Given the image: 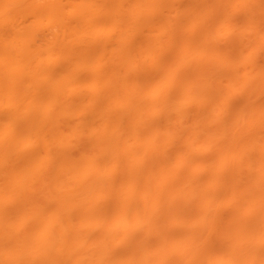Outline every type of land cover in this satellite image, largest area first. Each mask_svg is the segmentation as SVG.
<instances>
[{
	"label": "rangeland",
	"instance_id": "1",
	"mask_svg": "<svg viewBox=\"0 0 264 264\" xmlns=\"http://www.w3.org/2000/svg\"><path fill=\"white\" fill-rule=\"evenodd\" d=\"M151 1L152 0H110V3L108 1L110 6L107 3V7L104 8L101 5L102 1H99V0H77V1L76 0H13V1L10 0V2L7 0H0V4H1L0 5V10H1L0 14L3 15V16L1 15V18H3V25H4V26L1 25L2 19L0 18V21H1L0 22V25H1V28H0V70H1L0 73H1V75H0V78H8L7 82L10 80L11 81L10 83H12V85H14L12 87V85H10L8 83V86L10 85V87L6 86V88H5V86H4L3 87L4 88L3 93H6V94H4L3 97L0 96L1 103L3 102V104H1V103L0 104L3 105L5 108L6 105H4V104L9 105L8 101L10 100V102H11L9 105L10 107H7L10 109L9 110L7 108L6 109L8 111L14 110L12 115H11V112H10L9 116L6 115L5 114V113H7L6 111H5V113L2 112L6 116H4L2 114H1L2 116L0 115V123H1L0 124V128H1L0 129V135H1L0 137H4V135L6 136L7 133H5V132L7 130H5V129H8L10 127L9 129H11L12 133L16 134V136H17L16 137L17 143L14 142L15 140H13L12 142H14L15 144H12V146H11V143L8 142L7 143L8 147L7 146H5V147H7V149H9V148H11V147L13 148L15 146L14 148H16V149H14V153L11 152V154H13L14 156H18V157H20V159H22V160H20L17 157H15L16 158L15 159L14 156L9 155L10 157H13L12 159H15V160L13 161L11 159L12 161L9 160L7 162H1L2 166L0 164V169H1L0 171L2 172V170L7 166L10 169L5 170V171L10 172L9 170H11V172H13V171H16L18 173L21 172V174L24 172L26 174L25 177H23L25 174L24 175L22 174V176H21V174L18 175V176H21L19 178H22V177L24 178L21 180L22 182L19 181L22 184V185L19 184V187L21 188V190H23L22 187L25 185L24 183H26V180L29 181L28 183H30L31 181L34 182V183L31 182L28 186L30 187V185H31V188H32L33 187L32 184L33 185L35 184V186H37V187L34 186L32 189H34V191H35V188H36L37 189L36 193L33 192L32 190H31L32 192H30L29 187H28L29 189H25L24 187L26 185L23 187L24 190L21 191L18 188V185L16 186V184H15L16 188L20 190V193H19V191H17V192L21 195L23 193V195L21 197H23L25 194H27V193L24 194V191L28 190V193H31V196L26 195L27 198L31 197L32 201L35 200V202H38L36 200H38V199L40 200L42 198V196H43V198H45L44 195L47 196V198L50 195L53 196V194H55L53 192H55L54 190H55V186H56V188L58 189L56 191H60V193H58V194L56 193L53 196L54 200H55V196L59 198V195L62 194L60 196V199L62 197L61 201L64 200L63 205L64 206L66 205L65 206L66 208L63 207V208H65V211H62V224L59 223V221H58V224H61L62 227H64V228H61V226L59 228V227H56L58 225H56V226L54 225L56 228L52 226L49 229H47V227L45 228L44 226L40 225V224L43 225V223L45 225V222H46V220L44 221V219H43V215H44L45 219H47L48 217L51 218V216L54 217V215H55L54 213L56 210L55 209L56 206L53 205L54 206L53 207L49 201H48L49 203L48 202H45V203L48 204L47 206H49V207L51 206L55 209V210L52 209L53 214L50 212L46 215V212H44L43 209L46 208L47 206H46V204L44 205L43 202H42L43 204L40 201L38 202V204L34 202L36 204L35 207L31 206V207H33L32 208L33 210L41 209V208H39V206H41V204L43 206H46V207L41 209V213L43 212V214H41V216L39 214L40 211L39 212L37 211L38 213H35V214H39V216H38L39 218L34 216L36 218V221L34 219L35 223L33 220L32 221L30 220L31 222H29L28 220L25 221L24 219H22L23 222L20 221V223H19V221H18L19 216H20V220H21V218H23V216L21 217L22 214L17 215V219L15 218L17 220L15 222H17V223L13 222L12 224H14V223L17 224V227L19 226L18 228H20V225H23V227H30L29 229L26 228V229H28V231H27V233H24L26 231V229L25 228L23 229L21 226L20 229L24 230V232H23L24 234L22 236H20L22 233L21 232L22 230H17V232L20 231V234L18 233L19 235L15 238L14 234H15L16 230H13V229L16 228V226L13 227V225L11 223H8L9 225L7 224L8 219H10L8 216L5 219L7 221H5V222L2 221V223L4 222L5 225L6 224L8 225L7 227L5 226L6 228H9V226L11 224L12 225L11 227H13V229L10 227L9 231L5 230L7 234L5 233L6 235H3V233L5 231L3 233H1V232L3 229H6V228L4 227V223H3L4 228L1 226V221H0V226L2 227V229H0V231H1L0 233L3 235L2 237L6 238L4 236H7V238H9V237L11 238V240L7 241V243H4V244H3V242H6L7 238H6V240L0 239V242L2 241V244L0 243L1 244L0 246L4 250V252L0 250V252H1L0 256H2L1 257L2 261H0V263L2 262L1 264H3V261H5L4 258L6 256L8 257V255H9L8 258L10 259V257H11V259H12V260H10V261H12L10 264H12V263L13 264H47L48 259L43 258V255L45 253L44 248H46V247H44L45 242L48 240V242L51 243L52 247L53 246L55 248L57 247L56 249L54 247L53 248L55 249V253L58 254V251H56V250H58V246H59V248H61L60 242H59L60 239H58V238H60V236H58V234L61 235V238L63 237L62 238V252L64 254H62V259L59 257L60 259L56 261L55 258H57V257H55V253H53L50 256L51 260L53 261L52 264H55V263L56 264H58V263L59 264H140V263L141 264H264V49H262L260 47L261 44L259 43V42H264V21L261 22L259 19H256L255 21H251V23L249 21H242V22H239L237 24V25H239L238 26L239 29H244L245 27L255 29L257 27L256 33L258 36L257 37L258 43H256L255 46H253L254 48L251 46V47H249L250 50L246 49L247 51H245L244 46H241L242 48L244 47V49L238 48L239 50L238 49L233 50L230 48L218 50L213 45H211L209 48H204L203 46L198 44V45H193L189 48H186L185 44L183 42H176L174 44V47L176 49L181 50V55L179 58L180 64H177L175 66L170 67L168 70L169 72H176L179 70L186 69L191 62H195L199 59H207V60L220 62L222 64H231L234 69L243 70V71H241L243 73V75L239 78H226L225 76L216 74V75H208V76H205L202 78L188 79L186 82H183V84L181 82L182 78H171V81L167 80L164 82H160L159 86H155L154 80L156 79V77L153 74H151L152 76H148V77L143 76L142 78H116V77L108 76V75L107 76L104 75V76L96 77V78H94V77H92V78L85 77L84 78L82 76L80 78L78 77V72L80 73L81 67L78 63L79 57H78V51H77V45H76L77 40H78V36H79L78 33L80 32V26H79L80 24H78L79 23V21H78L79 15L77 12H79V10H81V6L83 7V5H84V7L85 6L86 7L89 6L90 8L93 7L92 8L93 10L91 12H97L101 15H110L109 21H107V22L101 21L98 24H96L95 29L99 30V31L100 30L101 31H106V30L107 31H109V30L114 31L117 29H122L125 32L127 30H128V32H133V31L140 29V28L144 29V30H148V31L156 29L155 30L156 32L154 31L155 33L153 32V34L151 36V37H153L155 43L153 46L148 47L149 49L147 47H146L147 49L143 48V47L142 48L138 47L139 49H137V48H133L135 46L132 44H131L132 47L130 44H126V45H128L127 48H125L126 50H123L124 48H121V49L119 48V49H116L115 51L112 50L110 52L109 48L106 47V45H109V44H106L98 52L99 58L102 57L107 61L110 59L111 60L114 59V61H116V59H117L116 64H117V62L120 63L122 60V63L124 62L125 64H128L132 69L133 68H139V67L140 68L141 67L142 68H147V67L151 68L152 65L155 64V62H156V55L160 51H162V50L166 49L168 46L172 45V40H170V39L175 38L173 35L168 36L169 29H167V28L165 30L160 28L159 31L157 30V28L155 26H154L155 27L154 29L152 28L153 25L151 24L149 19H151V16L154 14V12H150L151 9H149L150 10L149 11L148 8H151V7H149V5H154L155 2L153 3V1H154L153 0L151 3ZM228 1L225 3L224 0H200L198 3L196 2L197 4L195 3L194 6L191 7L192 9L190 8V10H188L187 13L189 15L193 16V20H194V16L198 17V18L195 17L196 19L194 20V23H195L194 25H196V22H199L198 24L200 25V23H201L200 26L203 27L202 25L204 24L203 28L200 27V29H201L200 36L201 37L211 38V39L225 38V37H227L228 34H231L232 31L236 29V28H234L235 23L233 21H231L229 18L234 17L236 15L235 11L237 8H241V7L243 8L251 0H228ZM224 5L225 6L227 5L226 8H224ZM262 7L264 10V4H262ZM146 8H147L148 12H150L149 14L147 13V11H145ZM65 9H66V11H65ZM142 9L144 10V12ZM72 11H74V12H72ZM56 13H58V14L60 13L59 14L60 16ZM70 13H71V16L69 15ZM79 14H80V12H79ZM51 15H53V16H51ZM217 15L220 17H218ZM63 17H64V19H62ZM207 18H210V19L207 21ZM205 19H206V21H205ZM193 20H192V22H193ZM215 20H217V23L212 24ZM6 22H7V24H6ZM63 23H65V24H63ZM198 24H197V27H199ZM10 25H12V26H10ZM205 25H208V26L211 25V26L208 27ZM11 28H13V29H11ZM22 28H24L23 29L24 32H21ZM57 29H59V30H57ZM189 29H191V28H189ZM28 30L30 32V35L28 33ZM161 31H164L166 34L163 35ZM13 35L14 36L16 35L15 38ZM21 37H22V39H21ZM156 38H158V39H156ZM243 39L245 40L246 38L243 37ZM68 45L70 46V49H69ZM75 46H76V49H75ZM104 47H106L107 49ZM251 52L254 53L253 54L254 67L247 68L248 65H246L245 63H247L246 59L248 58V56L250 55ZM2 57L4 60L1 59ZM5 69L6 70L9 69V71L8 70L6 71ZM3 70H4V72H3ZM200 72H201V70H199V73ZM12 80H13V82H12ZM46 82L48 84H50L49 85L50 87L45 86ZM166 82L167 83L169 82V83L167 84ZM127 83L129 85H132V84L134 85L135 83L136 84L141 83V85H143L142 89L143 90L145 89L144 92H146L145 93L146 95H148V93L151 91L152 88L160 89L161 93L158 96V98L161 100L166 98L167 92L168 93L170 92L171 87H172L171 90L174 91L175 93H178L179 90H181L182 91L181 93L183 94V92L185 93L188 90V93H186L185 95H187V96L191 95V96L187 97V99L185 100L186 103L189 104V105L185 104L186 109H188V110H186L187 113L184 115L183 114L179 115L183 111V108H177L178 103L180 101L179 99L181 98L180 97L178 99L179 101L175 100V101H177L176 102L177 105H176V103H174V106L176 105L175 109L172 112L173 113L172 116L173 117L175 116L174 118H172V119H170V118L168 119V117H167V119L163 118V120L161 122H159L160 124L159 123L155 124L151 129H146L144 126L141 125V123H139V125H138L139 127L134 128L135 129V132H134L133 127L131 125H129V123L127 121L123 122V121H121V119L119 120V118H118L119 114L120 115H122V114L126 115L127 114V116H129V113H131L132 111H134V114L136 113L135 118H137L138 115L140 116V113H141V111H139V110H138V112L136 111L137 108L135 107L136 106L135 102H133V105L131 107V104H128V102L130 103L131 101H127V98H125L122 95V94L127 93L126 89L128 87H126V88L124 87V86L128 85ZM136 84H135V86H137ZM153 84H154V86H153ZM181 84H182V86L180 88ZM161 86H163V87H161ZM129 87H131V86H129ZM12 88H13V90H12ZM132 88L134 90L136 87L135 88L131 87V89L130 88L129 89L132 90ZM9 89H11V92L12 91L13 92L16 91V92H14V93L10 92L12 94V96H10V95H8ZM219 89H222V92L217 93ZM7 90H8V93H7ZM128 93H129V90H128ZM235 94H236V97L239 99L241 104L238 106H235V107L229 106L227 103L228 97L230 95H235ZM121 95H122V97H124L126 99V101H127L126 104L124 103L125 101H122L123 99L121 98ZM4 96H5V98H4ZM117 96H118V100L115 99V98H117ZM68 97L69 98L71 97L70 98L71 100L74 98L77 101L73 100V104H72L71 100H70L71 102L68 101L69 100ZM7 98H8V100H6ZM67 98H68V100H66ZM107 98H109V99H107ZM60 100H61V102H60ZM65 100H66V102H65ZM120 100H121V102H119ZM64 102L66 104L67 103L72 104V106H71L72 108H70V107L68 108L71 110V114H74L77 111L78 112L79 111H83V112L85 111L86 114H88V113L90 114L91 112L94 113V118L91 120L93 122L90 121L88 123L89 126L86 123L85 126L83 125L84 129L80 130V131H82L81 132L82 135H83V133L85 134V136L86 135L90 136L91 134L92 135H101L105 131L106 133L105 132L104 133L109 138L110 134H108V133H112L111 130L113 132L116 130L117 131L120 130L121 132L120 131L119 132L121 135L119 134L118 138H121V136H123L122 142H123V140H126V141H124L125 142L124 144H121L122 146L123 145H125V146H123V147L120 146L118 149L123 150V149H125L124 147L127 146L126 144L129 143L130 141H131V143H133L135 141V139H140L139 142H140L141 147L136 151L137 152L136 154L140 157H144L145 155L147 156L151 152V147H153L157 144L162 145V143L165 144V143H168L171 141H176V140L181 141L184 144L195 143L194 146H196L198 148L212 150L216 145V142L213 138V134L210 133V134L206 135V134H204L205 132L202 130L204 128H207V127L209 128L210 125H212V124H216L217 122H220L222 124L221 132H223L224 141L222 143L221 154H220V159H219L220 161H218L217 163L222 164V165H219V168L221 167V168L225 169V171H224L225 174H222L225 176L221 177V178H224L223 179V181H224L223 183H224V187H225L224 193L217 198H212L211 200H208L205 198L206 199L205 200V199H203L204 195H203L202 191L199 189H193V188L192 189L191 188L185 189V187H178V188L173 189V191H172V188H169V189L164 188L163 189V187H164L163 185L165 183V181H164V183L162 185L159 184L152 191L150 190L149 192L146 193V191L144 192V190H143V192H142L140 190L141 187H140L139 183H133V182L130 183L129 182V184L128 183L126 184L127 187H123L124 190H122V192H124V193H127L129 191L128 194L131 193V196H132V198L130 197L131 207L128 208L129 211L127 209V212L124 208H122L123 206H121L120 202H118L119 204L117 203L118 206H116V209H114L115 211H112L113 206H110L112 208L109 207V205H108L109 200L106 201L107 200L106 198H109V196L111 197V195H113L112 193H114V196H115V194L117 192L115 193L113 190L109 189L106 192H105V190H102V191H104L102 193L101 190H100V192H99V190H97V192L99 194L98 195L96 191L94 192L95 189L93 191H91L92 193L94 192L98 195V198H97V197H95L96 194H92V195H95L93 197H95L96 199H99V196L101 197L100 194H104V195H102L101 198L105 197L103 199V201H106V203L102 202V200L100 199L103 205L101 204V202H100V204L103 207H108V211L110 214L106 212L107 213V214L105 213L106 216L103 215L104 210L103 211L102 210L97 211V209H98L97 205H96V203H93V201L95 202V198L91 197L92 195L89 196V197H91V199L88 198L87 200L92 201V204L94 206L96 205L97 209L93 208L94 206H90L91 203L90 202L88 203L87 200L85 199L87 197V195H90L91 189L89 188L90 190L87 191L86 187H85V190H84V191H86L85 196L82 194V189H84V188H82L80 190V192H79L80 195L82 194L85 197L84 198L85 201H84L83 198L79 197L80 196L79 193H76L78 190L77 191L75 190L74 191L75 193L71 192V191H73L72 190L73 188L71 189V187L69 186L70 184H68L69 181L67 182L66 179L62 175L63 173H61V172H64V169L62 167L63 165H61L63 162V158H62L63 155H60V154H63V147H64V145H66L65 144L66 138H70V135H71L72 137H74L73 139H77V137L73 135V132H71L72 134H69V135H68V133L65 134L66 133L64 130L65 128L63 127L64 126L63 123H65V122H63V121H65V114L66 113H63V112L64 111L66 112V110H67V109L64 110L66 108L65 106L68 107L70 105L69 104L66 105ZM117 102H119V103L116 104ZM183 103H184V101H183ZM113 104H114V107H113ZM127 104H128V106H127ZM106 105H107V107H106ZM59 106H61V107H59ZM146 107L147 108H145V109L147 111H151L153 108V107L148 106V105ZM195 107L198 108V110L201 109V111H204V112H202L201 114L197 113L198 111L194 112ZM0 108L2 111L3 110L2 106ZM105 108H107L109 110L106 111ZM121 108H123V109H121ZM126 108H129V110ZM47 110L49 112H47ZM57 110H59V111H57ZM102 111H104L105 113L103 112L104 114H102ZM57 112H58V115H59V112H61L62 116H61L60 120H62L61 121L62 123L60 122L59 119L56 120L57 117L55 118V116L57 115ZM48 113H49V115H48ZM195 113H196V115H195ZM116 114H118V116ZM115 115H116V117H115ZM202 115H203V117H199ZM63 116H64V118H62ZM107 116H108V118H107ZM46 117H48V118L50 117V118L46 119ZM162 117H163V115H162ZM7 118H10L11 120L14 119L13 121L10 122L11 124L13 122V124H12L13 126H10L11 124H8L10 119L8 121ZM3 120H4V122H3ZM54 121H58L59 122V123L57 122L58 125H54V124H56V122H54ZM164 121H165V123H164ZM101 124H103L104 126ZM236 124H237L236 131H237L238 144L234 147V146H232V144H230V140L232 138L233 129H235ZM105 125H107V126H105ZM116 125H117V127H115ZM162 125H164V127L166 129L163 128ZM98 126H100V127H98ZM6 127H8V128H6ZM11 127H13L14 130ZM97 127H98V129H97ZM127 127H129V128H127ZM114 128H115V130H114ZM9 129H8V132H9ZM15 129H16V131H15ZM123 129H125V130L123 131ZM137 129H139L140 131ZM2 130H4L5 132H3ZM72 131H74V129H72ZM80 131H78V132L80 133ZM136 131H138V132H136ZM161 131H163V133ZM74 133H75V131H74ZM175 133H176V136H173ZM88 134H90V135H88ZM154 135H155V138H158V139L155 140ZM63 137H65L64 140H63ZM36 138H38V139H36ZM61 139L63 140V142L59 141ZM142 140H144V141H142ZM18 141H20V142H18ZM58 142L61 143L63 147L58 145L59 144ZM83 142H82V146H85V150L79 148V150L83 151V153H87V151L89 152L93 148H97V144L93 145V144L89 143L90 141L89 142L86 141V142H84V145H83ZM144 142H145V145H144ZM157 142H159V143H157ZM31 143H33L34 145L32 144V146H31ZM9 144L11 147H9ZM46 144H48V145H46ZM55 144H57V145H55ZM86 145H88V146H86ZM2 148L0 146V149H2ZM17 148H18V150H17ZM82 148H84V147H82ZM118 149H117V151H118ZM9 151H13V150L9 149L8 152ZM84 151H86V152H84ZM2 153H5V152L3 151ZM124 153H125L124 151H123V153L119 151L120 155H122V154L124 155ZM20 154H22V156ZM24 155H25V157H24ZM0 156H2V158H4L3 154L2 155L0 154ZM55 156H56V158H55ZM181 157L179 159L180 160L179 162L184 161V159L186 158V157H184V155ZM235 160L237 162L236 166H234L235 164L233 165V161H235ZM25 161H26V163H25ZM28 163H30V164H28ZM51 163H52V165H51ZM92 166L88 165V166H86V168L89 167L88 168L89 171H93L96 169V167H95V165H92ZM115 166L116 165H114V164L113 165L109 164L108 166L107 165L102 166L101 171H102V169H104L102 171V173L103 174H109L112 170L115 169ZM231 166H234V167L232 169H230ZM202 167H203L202 162L193 163V164L189 165V170L191 169L190 171L194 172L196 169H199ZM212 167L215 169H218V166H215L214 164H212ZM92 168H93V170H92ZM12 169H13V171H12ZM22 169H23V171H21ZM88 169H86V170L88 171ZM5 171H3V172H5ZM16 172H13V175H14V173L17 175ZM5 174H7V173L5 172ZM0 175L2 177L3 173ZM18 176H16V178ZM1 177H0V179H1ZM27 177H29L32 180L31 181L28 180L29 178L27 179ZM0 183H2V182H0ZM38 183L40 184V186ZM41 183H43V185H41ZM130 184H133V185H130ZM1 186L3 187L2 189H1ZM1 186H0V190L3 193H1L0 196L2 197V196H5L4 193H6L8 190L7 191L5 190L6 189L5 185L4 186L1 185ZM52 186H54V188ZM68 188H69V190H68ZM135 188L137 190V191L135 190L137 193L134 191ZM8 189H9V191L11 190V188H8ZM52 190H53V192H50ZM11 191H10V193H11ZM138 191H139V193H138ZM198 191L200 193H198ZM8 192L6 193V197H5L6 200L9 197L12 198V196L10 195V193L8 194ZM51 193H53V194H51ZM141 193H143L144 195ZM109 194H111V195H109ZM7 195L9 197H7ZM33 195H35L36 198ZM113 197H111V198H113ZM201 197H202V199H201ZM2 198L5 199L4 197H2ZM24 198H25V196H24ZM33 198H34V200H33ZM58 198H56V200H59ZM92 198L94 200H92ZM3 199H1L0 202L4 203V201H6V200L3 201ZM49 199L50 198H48V200ZM77 199L79 202L82 201L83 205L84 204L87 205L86 209H88V207H89L88 211L90 209L95 210V211H92L91 213L90 212L87 213L88 215H85V214L81 215V212H79V214H78V211L81 209V207L83 208V205H82V203L79 204ZM115 199H117V198L112 199L113 204L116 201ZM22 200H24V202H25L26 198L22 199ZM191 200H196L195 206L193 207L194 209L191 206V202H190ZM197 200L199 201L198 203H197ZM28 201L29 200H27V203H28ZM32 201H31V203H28V204L24 203L26 205L25 208L28 207L27 210L23 208L24 211L26 210V214H27V211L32 212V213L28 212V214H27L28 216H32L33 212H34V211L30 210L31 209L30 206H27L29 204L32 205L33 204ZM43 201H44V199H43ZM73 201H75L76 203L75 202L73 203ZM131 201H133V202H131ZM12 202H13V200H12ZM12 202L10 201L9 203L11 204ZM55 202L56 201H54V203ZM54 203H52V204H54ZM77 203H78V205H77ZM10 204H8V205L5 204V206L8 208L10 206L13 207L15 205V203H12V205H10ZM100 204L98 206L99 208L101 206ZM110 205H112L111 202H110ZM134 205H136V206H134ZM236 205L238 206L237 208H236ZM240 206H242V208ZM36 207H38L39 209H36ZM214 207H215V211H214ZM217 207L219 210L216 209ZM233 207H234V211H233ZM84 208H85V206H84ZM195 208L197 209V212H196ZM122 209H124L125 212ZM199 209H200V211H202V213L199 211ZM210 209H212V210H210ZM23 210L21 209V212ZM203 210H204V212H203ZM208 210L211 213H208V215H207L206 211H208ZM232 211H233V213L235 212L236 215L235 214L232 215L233 214ZM69 212H70V214H69ZM216 212H218V214L215 215ZM219 213H222V214L220 216H218ZM77 214L82 219L85 218L86 224L88 222V225H85V228H86L85 233H83V231H81L82 229H80L81 227L83 228V226H84V225H82V221L80 222L82 226H78L80 224L78 221H80V220H75V219H78L76 217ZM100 214H101V216H100ZM199 214L202 216L200 217ZM209 214H211V215H209ZM5 215H7V214H5ZM63 215L67 216V218H65V216H63ZM72 215H73V217H72ZM203 215H204V217H203ZM214 215H215V217H214ZM28 216L26 217L27 219H28ZM97 216L99 217V219ZM103 216L105 218H103ZM126 216H128L129 220L127 219ZM251 216H252V218H250ZM14 217H15V215L13 216L12 220H15ZM34 217H32V218H34ZM40 217H42V218H40ZM0 218H1V216H0ZM37 218L39 220L38 222L40 223L39 224L40 226L37 224L38 223ZM111 218H112V220H111ZM60 219H61V217H60ZM40 220H42V221H40ZM123 220L126 224L128 223L127 226L123 222ZM24 221H25V223L27 221L29 223L24 224ZM92 221H94V222H92ZM208 221L210 223L212 221L213 223L210 224L209 226L208 225L206 226V222L208 223ZM252 221H253V223H255V225L252 223ZM21 222L23 224H21ZM76 223L78 225H75ZM118 223L122 224L123 226L121 225V228H120V225H118ZM133 223L137 226V228ZM203 223H204V225H203ZM56 224H57V222H56ZM83 224H84V221H83ZM24 225H28V226H24ZM33 225H36L35 229H34V227H32ZM37 225H38L39 229L37 228ZM41 227L42 228L44 227L43 230ZM18 228H16V229H18ZM31 228H33V229H31ZM62 230H64V231H62ZM71 230H72V232H71ZM10 232H11V234H10ZM49 233H50V235H49ZM128 233L129 234L131 233V235H128ZM133 233H134V236H132ZM35 234L38 235L37 238L35 237L36 236ZM99 234H101L102 236L100 237ZM12 235H13V238H12ZM43 235H45V236H43ZM72 236H74V237L72 238ZM83 236H84V238H83ZM105 236L107 237V239H104V238H106ZM137 236H138V238H137ZM0 237H1V235H0ZM54 237H55V240H54ZM79 237H80V239H79ZM18 238H20V239H18ZM124 238L126 240H124ZM127 238H129L128 241H127ZM17 239H18V241H17ZM118 239H119V241H118ZM130 239H132V240H130ZM30 240H32V241H30ZM40 240H42V242ZM52 240L55 242H53ZM140 240L142 242H140ZM29 241L32 243H30ZM79 241H80V243H79ZM90 242H91V244H90ZM57 243H59V245ZM65 243L68 245H66ZM71 243H74V244H71ZM84 243H85V245H84ZM124 243H125V245H123ZM133 243H135L134 246L136 245L135 246L136 248L133 246ZM82 244L84 247L82 246ZM137 245L139 248L137 247ZM26 246H28V247H26ZM78 246H80V247H78ZM17 248H18V250H17ZM70 248H72V249H70ZM82 248H84L85 250ZM91 248H93V249H91ZM25 249H26V251H25ZM69 250H71V251H69ZM106 250H107V253H106ZM131 250H132V252H131ZM135 250H137V251H135ZM47 251H49V249H47ZM108 251H110V252H108ZM5 252H7V253H5ZM133 252L135 253V256H134V254H132ZM25 253H27V254H25ZM78 253H79V255H78ZM38 255H39V257H37ZM16 256H18V258H16ZM70 256H71V258L69 259ZM41 257L43 259H39ZM132 257H133V259H132ZM147 257H148V259H147ZM6 260H8V259H6ZM24 261H26V262L24 263ZM19 262H21V263H19Z\"/></svg>",
	"mask_w": 264,
	"mask_h": 264
},
{
	"label": "bare ground",
	"instance_id": "2",
	"mask_svg": "<svg viewBox=\"0 0 264 264\" xmlns=\"http://www.w3.org/2000/svg\"><path fill=\"white\" fill-rule=\"evenodd\" d=\"M7 1H9L10 2V0H7ZM13 1V0H12ZM77 1V0H76ZM99 1H102V3H101V5H102V7H107V3H108V1H109V3H110V0H99ZM153 1V0H152ZM152 1H151V3H152ZM200 0H154L153 1V3H154V5H149V7H151V8H148V10L149 9H151V11L150 12H154V14L151 16V19H149V21L151 22V24L153 25V29L156 27L157 28V30L159 31L160 30V28H162V29H169V34H168V36L170 35H173L175 38L174 39H170V40H172V45H170V46H168L166 49H164V50H162V51H160L157 55H156V62H155V64H153L152 65V67L150 68V67H147V68H131L128 64H125L124 62L122 63V60H121V64L119 63V62H117V64H116V61H117V59H116V61H114V59H110V60H105L104 58H102V57H98V52H99V50L103 47V46H105L106 44H109V45H106V47L107 48H109V51L111 52L112 50L113 51H115L116 49H121V48H124L123 50H126L125 48H127V46L128 45H126V44H132V45H134L135 47H133V48H137V49H139L140 47L142 48H148V47H150V46H153L154 45V43H155V41H154V39H153V37H151L152 36V34H153V32L156 30V29H154V30H144V29H137V30H135V31H133V32H128V30L125 32V31H123L122 29H117V30H114V31H111V30H109V31H99V30H96L95 29V26H96V24H98L99 22H101V21H105V22H107V21H109V16L110 15H101V14H99V13H97V12H91L93 9V7H84V5H83V7L81 6V10H79V12H80V14H79V12H77L78 13V21H79V23L78 24H80L79 26H80V32L78 33V40H77V51H78V63H79V65H80V67H81V71H80V73L78 72V77L80 78L81 76L82 77H88V78H92V77H94V78H96V77H101V76H113V77H116V78H142L143 76L145 77V76H152L151 74H153V75H155V77H156V79L154 80L155 82V86H159V84H160V82H164V81H167V80H169V81H171V78H182V80H181V82H182V84H183V82H186L188 79H192V78H202V77H205V76H208V75H216V74H219V75H222V76H225L226 78H239V77H241L242 75H243V73L241 72V71H243V70H238V69H234L233 68V66L231 65V64H222V63H220V62H216V61H212V60H207V59H199V60H197V61H195V62H191L189 65H188V67L186 68V69H183V70H179V71H176V72H169L168 70H169V68L170 67H172V66H175V65H177V64H180V60H179V58H180V55H181V50H179V49H176L175 47H174V44L176 43V42H183L184 44H185V47L186 48H189V47H191V46H193V45H201V46H203L204 48H209L211 45H213L215 48H217L218 50L219 49H228V48H230V49H233V50H235V49H240V48H242L241 46H244L245 47V51H247L248 49H249V47H253V46H255V44L256 43H258L257 42V33H256V28L255 29H251V28H249V27H245L244 29H239V25H237L239 22H242V21H249L250 23H251V21H255L256 19H259L261 22H263L264 21V10H263V7H262V4H264V0H251L246 6H244L243 8L241 7V8H237L236 9V11H235V16L234 17H231V18H229L231 21H233L235 24H234V28H236L235 30H233L232 31V33L231 34H228L227 35V37H225V38H218V39H211V38H203V37H201L200 36V31H201V29H200V25H201V23H200V25L198 24L199 22H196V25H194L195 23H194V20L196 19L195 17H197V16H194V20H193V16L192 15H189L187 12H188V10H190V8L191 7H193L194 6V4L197 2H199ZM228 0H224V2L226 3ZM8 2V3H9ZM229 2V1H228ZM29 3V2H28ZM109 3H108V5H109ZM196 3V4H197ZM39 4V3H38ZM1 5V4H0ZM3 5V4H2ZM26 5V4H25ZM28 5V4H27ZM73 5V4H72ZM100 5V4H99ZM6 6V5H5ZM41 6V5H40ZM110 6V5H109ZM227 6V5H226ZM226 6L224 5V8H226ZM39 7V6H38ZM53 7V6H52ZM73 7V6H72ZM101 7V6H100ZM146 7V6H145ZM9 8V7H8ZM46 8V7H45ZM51 8V7H50ZM49 8V9H50ZM76 8V7H75ZM101 9V8H100ZM103 9V8H102ZM144 9V8H143ZM142 9V10H143ZM153 9V10H152ZM192 9V8H191ZM6 10V9H5ZM11 10V9H10ZM48 10V9H47ZM78 10V9H77ZM148 10H147V8L145 9V11H147V13L149 14L150 12H148ZM1 11V10H0ZM50 11V10H49ZM65 11H66V9H65ZM221 11V10H220ZM3 12V11H2ZM6 12V11H5ZM72 12H74V11H72ZM143 12H144V10H143ZM51 13V12H50ZM55 13V12H54ZM76 13V14H77ZM146 13V12H145ZM56 14H58V13H56ZM60 14V13H59ZM58 14V15H59ZM74 14V13H73ZM1 15L2 14H0V18H1ZM54 15V14H53ZM53 15H51V16H53ZM70 16H71V13L69 14ZM3 16V15H2ZM60 16V15H59ZM75 16V15H74ZM218 16V15H217ZM218 17H220V16H218ZM217 17V18H218ZM198 18V17H197ZM206 18V17H205ZM2 19V26H4L3 25V18H1ZM5 19V18H4ZM62 19H64V17L62 18ZM61 19V20H62ZM210 18H207V21L209 20ZM228 19V20H229ZM75 20V19H74ZM192 20H193V22H192ZM205 21H206V19H205ZM1 22V21H0ZM217 23V20H215L212 24H216ZM6 24H7V22H6ZM5 24V25H6ZM10 24V23H9ZM62 24V23H61ZM63 24H65V23H63ZM71 24V23H70ZM197 24H198V26L199 27H197ZM211 24V25H212ZM1 25H0V28H1ZM194 25V26H193ZM211 25H209V26H211ZM10 26H12V25H10ZM155 26V27H154ZM193 26V27H192ZM196 26V27H195ZM203 27H204V24L202 25ZM205 26H208V25H205ZM208 26V27H209ZM76 27V26H75ZM203 27H201V28H203ZM189 28H191V29H189ZM11 29H13V28H11ZM21 29V28H20ZM19 29V30H20ZM24 28H22V31L21 32H24V30H23ZM18 30V31H19ZM57 30H59V29H57ZM79 30V29H78ZM4 31V30H3ZM27 31V30H26ZM75 31V30H74ZM128 32V33H127ZM156 32V31H155ZM154 32V33H155ZM162 32V34L164 35V34H166L164 31H161ZM20 33V32H19ZM26 33V32H25ZM28 33H29V35H30V32H29V30H28ZM27 33V34H28ZM76 33V32H75ZM26 34V35H27ZM32 34V33H31ZM14 36V35H13ZM16 36V35H15ZM15 36H14V38H15ZM22 36V35H21ZM5 37V36H4ZM20 37V36H19ZM77 37V36H76ZM243 37H245L246 39L244 40L243 39ZM28 38V37H27ZM72 38V37H71ZM152 38V39H151ZM21 39H22V37H21ZM156 39H158V38H156ZM3 41V40H2ZM24 41V40H23ZM22 42V41H21ZM71 43V42H70ZM76 43V42H75ZM260 44V47L262 48V49H264V42H259ZM5 44V43H4ZM11 44V43H10ZM22 44V43H21ZM61 45V44H60ZM59 45V46H60ZM67 45V44H66ZM65 45V46H66ZM126 45V46H125ZM132 45H131V47H132ZM57 46V45H56ZM55 46V47H56ZM64 46V47H65ZM69 46V45H68ZM110 46V47H109ZM137 46V47H136ZM54 47V48H55ZM106 47H104V48H106ZM139 47V48H138ZM244 47L242 48V49H244ZM24 48V47H23ZM106 48V49H107ZM146 48V49H147ZM254 48V47H253ZM260 48V49H261ZM7 49V48H6ZM20 49V48H19ZM69 49H70V46H69ZM75 49H76V46H75ZM105 49V50H106ZM111 49V50H110ZM149 49V48H148ZM238 49V50H239ZM247 49V50H246ZM67 50V49H66ZM250 50V49H249ZM2 51V50H1ZM5 51V50H4ZM243 51V50H242ZM125 52V51H124ZM244 52V51H243ZM246 53V52H245ZM249 53V52H248ZM253 54L254 53H250V55L248 56V58L246 59V62L247 63H245L246 65H248V67L247 68H251V67H254V58H253ZM125 55V54H124ZM255 57V56H254ZM114 58V57H113ZM125 58V57H124ZM1 59H3V57L1 58ZM107 59V58H106ZM4 60V59H3ZM119 61V60H118ZM13 62V61H12ZM3 63V62H2ZM9 63V62H8ZM253 64V65H252ZM12 65V64H11ZM10 65V66H11ZM14 66V65H13ZM17 67V66H16ZM245 68V67H244ZM10 69V68H9ZM9 69H7L8 71H9ZM17 69V68H16ZM6 70V69H5ZM6 70V71H7ZM23 70V69H22ZM199 70H201V72L199 73ZM250 70V69H249ZM1 71V70H0ZM21 71V70H20ZM19 71V72H20ZM247 71V70H246ZM3 72H4V70H3ZM14 72V71H13ZM16 72V71H15ZM22 72V71H21ZM8 73V72H7ZM12 74V73H11ZM17 74V73H16ZM249 74V73H248ZM0 75H1V73H0ZM3 75V74H2ZM46 78V77H45ZM44 78V79H45ZM12 79V78H11ZM72 79V78H71ZM7 80H8V78H0V96H2L3 97V95L4 94H6V93H3V87L5 86V88H6V86H8V83L10 84V85H12V83H10L11 81L9 80L8 82H7ZM36 80V79H35ZM60 81V80H59ZM128 81V80H127ZM12 82H13V80H12ZM15 82V81H14ZM28 83V82H27ZM167 83V82H166ZM169 83V82H168ZM167 83V84H168ZM128 84V83H127ZM136 84V83H135ZM135 84L133 85H129V86H131V87H136L134 90H133V88H132V90H130L131 89V87H129L128 85L127 86H124L125 88L126 87H128L127 89L129 90V93H128V90L126 89V92L128 93H126V94H122L125 98H127V101H131L130 103L128 102V104H131V107H132V105H133V102H135V107L137 108L136 109V111L138 112V110L139 111H141V113H140V116L138 115V117L137 118H135V115H136V113L134 114V111H132L131 113H129V116H127V114L125 115H120L119 114V120L121 119V121H127L128 123H129V125H131L132 127H133V129L134 128H138L139 126V123H141V125L142 126H144L146 129H151L155 124H158L159 122H161L162 120H163V118H166L167 119V117H168V119L170 118V119H172V118H174L172 115H173V110L175 109V106L177 105V101H175V100H178L180 97V101H179V103H178V106H177V108H183V111H182V113L181 114H179V115H184V114H186L187 113V111L186 110H188V109H186V107H185V104L186 105H189V104H187L186 103V99H187V97H190V96H187V95H185L186 93H188V90H187V92H183V94L181 93L182 91L181 90H179V92L178 93H175L174 91H172L171 89H172V87H171V89H170V92L168 93L167 92V96H166V98L165 99H159L158 98V96L160 95V89H156V88H152L151 89V91L148 93V95H146L145 93L146 92H144V90L142 89V87H143V85H141V83L140 84H136L137 86H135ZM166 84V85H167ZM182 84L180 85V88H181V86H182ZM10 85L8 86V87H10ZM28 85V84H27ZM50 84H48L47 82H46V87H50L49 86ZM139 85V86H138ZM141 85V86H140ZM163 85V84H162ZM14 85H12V87H13ZM37 86V85H36ZM153 86H154V84H153ZM164 86V85H163ZM163 86H161V87H163ZM168 86V85H167ZM19 87V86H18ZM130 88V89H129ZM159 88V87H158ZM16 89V88H15ZM43 89V88H42ZM6 90V89H5ZM4 90V91H5ZM12 90H13V88H12ZM94 90V89H93ZM183 90V89H182ZM30 91V90H29ZM131 91V92H130ZM133 91V92H132ZM168 91V90H167ZM11 92V89H9V93ZM13 92V91H12ZM11 92V93H12ZM14 92H16V91H14ZM13 92V93H14ZM26 92V91H25ZM76 92V91H75ZM95 92V91H94ZM118 92V91H117ZM220 92H222V89H219L218 90V92L217 93H220ZM3 93V94H2ZM7 93H8V90H7ZM8 93V95H10V96H12V94L10 93L9 94ZM77 93V92H76ZM79 93V92H78ZM116 93V92H115ZM16 94V93H15ZM25 94V93H24ZM27 94V93H26ZM30 94V93H29ZM102 94V93H101ZM117 94V93H116ZM115 94V95H116ZM178 94V95H177ZM62 95V94H61ZM79 95V94H78ZM122 95H121V98L123 99L122 101H125L124 103L126 104V99L124 98V97H122ZM92 96V95H91ZM9 97V96H8ZM31 97V96H30ZM29 97V98H30ZM39 97V96H38ZM113 97V96H112ZM4 98H5V96H4ZM69 98V97H68ZM68 98L66 99V100H68ZM71 98V97H70ZM69 98V100L68 101H70L71 99ZM86 98V97H85ZM111 98V97H110ZM158 98V99H157ZM11 99V98H10ZM26 99V98H25ZM56 99V98H55ZM54 99V100H55ZM58 99V98H57ZM64 99V98H63ZM107 99H109V98H107ZM115 99H117L118 100V96H117V98H115ZM195 99V98H194ZM6 100H8V98L6 99ZM5 100V101H6ZM53 100V101H54ZM59 100V99H58ZM66 100H65V102H66ZM73 100H75V101H77L76 99H72L70 102L73 104ZM254 100V99H253ZM18 101V100H17ZM67 101V102H68ZM110 101V100H109ZM183 101H184V103H183ZM7 102V101H6ZM5 102V103H6ZM9 103V105H10V100L8 101ZM13 102V101H12ZM60 102H61V100H60ZM64 102V103H65ZM113 102V101H112ZM111 102V103H112ZM119 102H121V100L119 101ZM119 102H117L116 104H118ZM0 103H1V99H0ZM174 103H176V105L174 106ZM227 103H228V105L229 106H232V107H235V106H238V105H240L241 103H240V101H239V99L236 97V94L235 95H230L229 97H228V100H227ZM1 104H3V102L1 103ZM0 104V107L2 106V108H3V110L1 111V108H0V115L2 114V115H4L3 113H5V111L7 112V113H5L6 115H10V112H11V115H12V113H13V111H8L10 108H7V107H10L9 105H7V104H4V105H6V107L4 108V106L3 105H1ZM13 104V103H12ZM66 104V103H65ZM67 104H69V103H67ZM66 104V105H67ZM72 104H69L70 106H65L66 108L64 109V110H66V112L64 111L63 113H66L65 114V121H63V122H65V123H63L64 124V130H65V134H67L68 133V135L69 134H72L71 132H73V135L74 136H76L77 137V139H73L74 137H72L71 135H70V138H66V145H64V147L62 146V144L61 143H59L58 145H60L61 147H63V154H60V155H63V162H62V164L61 165H63L62 167H63V169H64V172H61V173H63L62 175H63V177L66 179V181L68 182V184H70L69 186L71 187V189L73 190V191H71L72 193L76 190H78L76 193H79L80 192V190L82 189V188H84V189H82V194L85 196L86 195V191H84L85 190V187H86V190L88 191V190H90V192L91 191H93L94 189V192L96 191L97 192V190H99V192H100V190H101V192L103 193L104 191H102V190H105V192L107 191V190H113L116 194H115V196H114V193H112L113 195H111V194H109V195H111V197H113V198H117V199H115L116 201L114 202V204H113V201H112V199L113 198H111L109 195V198H106L107 200L106 201H110L111 203H112V205H110V202L108 201V205H109V207L110 206H113V210L112 211H115L114 209H116V206H118L117 205V203L118 202H120V204H121V206H123L122 208H124L125 210H126V212H127V209L129 208V207H131V203H130V197L132 198V196H131V193L130 194H128L129 193V191L127 192V193H124V192H122V190H124L123 189V187H127V183L129 184V182L131 183V182H133V183H139L140 184V190L143 192V190H144V192L146 191V193L147 192H149L150 190L152 191L155 187H157V185H162L163 183H164V181H165V183H164V187H163V189L165 188V189H169V188H172V191H173V189H175V188H178V187H185V189L187 188V189H199V190H201L202 191V193H203V199H208V200H211L212 198H217V197H219L220 195H222L223 193H224V191H225V187H224V181H223V179L224 178H221L222 176H225V175H222V174H225V169L224 168H219V165H222V164H218L217 162L218 161H220L219 159H220V154H221V148H222V143H223V141H224V136H223V132H221V128H222V124L220 123V122H217L216 124H212V125H210V127L208 128H204L202 131H204L205 133L204 134H206V135H208V134H210V133H212L213 134V138H214V140H215V142H216V145H215V147L212 149V150H208V149H201V148H198V147H196V146H194V144L195 143H190V144H184L183 142H181V141H178V140H176V141H171V142H168V143H165V144H163L162 143V145H158L157 143H159V142H157L156 144L157 145H155V146H153V147H151V152L146 156H144V157H140V156H138L136 153V151L141 147V145H140V139H135V141L133 142V143H131V141L129 142V143H127L126 145V147H124L125 149H118L120 146H122L121 144H124L125 142L124 141H126V140H123V142H122V137L123 136H121V138H118L119 137V134H120V130H116V131H112L111 130V132L112 133H108V134H110V136H109V138H108V136L103 132V134H101V135H90V134H88V135H90V136H85V134L83 133V135L81 134V132L82 131H80V130H83L84 128V126L86 125V123L88 124L93 118H94V113H88V114H86V112L84 113L83 111H77V112H75L74 114H71V110L70 109H68L69 107L70 108H72L71 106H72ZM121 104V103H120ZM128 104H127V106H128ZM151 106V107H153L152 108V110L151 111H147L145 108H147L146 106ZM36 106V105H35ZM124 106V105H123ZM59 107H61V106H59ZM106 107H107V105H106ZM113 107H114V104H113ZM119 107V106H118ZM122 107V106H121ZM188 107V106H187ZM8 110H7V109ZM149 108V107H148ZM36 109V108H35ZM49 109V108H48ZM103 109V108H102ZM121 109H123V108H121ZM126 109H128L129 110V108H126ZM132 109V108H131ZM12 110V109H11ZM50 110V109H49ZM105 110L107 111V110H109V109H107V108H105ZM125 110V109H124ZM177 110V109H176ZM179 110V109H178ZM36 111V110H35ZM57 111H59V110H57ZM127 111V110H126ZM135 111V112H136ZM198 111V112H197ZM3 112V113H2ZM46 112V111H45ZM47 112H49L48 110H47ZM55 112V111H54ZM104 111H102V114H104L103 113ZM177 112V111H176ZM175 112V113H176ZM194 112H197V113H199V114H201L202 112H204V111H201V109L200 110H198V108H196L195 107V111ZM9 113V114H8ZM23 113V112H22ZM21 113V114H22ZM42 113V112H41ZM53 113V112H52ZM62 113V114H63ZM97 113V112H96ZM127 113V112H126ZM16 114V113H15ZM98 114V113H97ZM101 114V113H100ZM107 114V113H106ZM139 114V113H138ZM1 115V116H2ZM6 115H4V116H6ZM48 115H49V113H48ZM56 115V114H55ZM60 115V116H59ZM59 115H58V112H57V115L55 116V118H56V120L57 119H61V112H59ZM112 115V114H111ZM117 116H118V114H116ZM116 115H115V117H116ZM162 115H163V117H162ZM175 115V114H174ZM178 115V116H179ZM195 115H196V113H195ZM20 116V115H19ZM15 117V116H14ZM60 117V118H59ZM186 117V116H185ZM199 117H203V115L202 116H199ZM48 117H46V119H47ZM50 118V117H49ZM48 118V119H49ZM62 118H64V116L62 117ZM107 118H108V116H107ZM106 118V119H107ZM110 118V117H109ZM9 119L10 118H7V120L9 121ZM37 119V118H36ZM99 119V118H98ZM123 119V120H122ZM14 119H10V121L8 122V124H11L10 122L11 121H13ZM58 120V121H59ZM49 121V120H48ZM58 121H54V122H56V124H54V125H58ZM62 120H60V122H61ZM110 121V120H109ZM120 121V122H121ZM171 121V120H170ZM3 122H4V120H3ZM44 122V121H43ZM46 122V121H45ZM53 122V123H54ZM58 122V123H57ZM91 122H93V121H91ZM99 122V121H98ZM117 122V121H116ZM34 123V122H33ZM62 123V122H61ZM164 123H165V121H164ZM167 123V122H166ZM1 124V123H0ZM12 124H13V122H12ZM10 125V126H13V125ZM49 124V123H48ZM119 124V123H118ZM122 124V123H121ZM160 124V123H159ZM22 125V124H21ZM33 125V124H32ZM43 125V124H42ZM84 125V126H83ZM98 125V124H97ZM101 125H103V124H101ZM23 126V125H22ZM88 126H89V124H88ZM87 126V127H88ZM92 126V125H91ZM104 126V125H103ZM105 126H107V125H105ZM141 126V127H142ZM158 126V125H157ZM163 126V128H165L164 127V125H162ZM15 127V126H14ZM46 127V126H45ZM51 127V126H50ZM98 127H100V126H98ZM98 127H97V129H98ZM102 127V126H101ZM115 127H117V125L115 126ZM3 128V127H2ZM6 128H8V127H6ZM10 128V127H9ZM8 128V129H9ZM13 130H14V128L13 127H11ZM91 128V127H90ZM93 128V127H92ZM112 128V127H111ZM127 128H129V127H127ZM158 128V127H157ZM161 128V127H160ZM1 129V128H0ZM8 129H5V130H7L6 132L4 131V130H2L3 132H5V133H7L6 134V136L4 135V137H0V146H1V148L2 149H0V154L2 155H4L3 157L4 158H2V156H0V164H1V162H7V161H14L16 158L15 157H17V158H19L20 159V157H18V156H14L13 154H11V152L12 153H14V149H16V148H12L11 146H12V144H15L14 142H16V134H14V133H12V131H11V129H9V132H8ZM72 129H74V131H75V133H74V131H72ZM132 129V128H131ZM154 129V128H153ZM166 129V128H165ZM236 129H237V124H236V126H235V129H233V135H232V138H231V140H230V144H232V146H236L237 144H238V140H237V131H236ZM50 130V129H49ZM114 130H115V128H114ZM122 130V129H121ZM125 129H123V131H124ZM137 130H139V129H137ZM159 130V129H158ZM15 131H16V129H15ZM78 131H80V133L78 132ZM95 131V130H94ZM120 131V132H119ZM140 131V130H139ZM153 131V130H152ZM14 132V131H13ZM100 132V131H99ZM134 132H135V129H134ZM136 132H138V131H136ZM156 132V131H155ZM162 133H163V131H161ZM9 133V134H8ZM92 133V132H91ZM146 133V132H145ZM149 133V132H148ZM157 133V132H156ZM160 133V132H159ZM40 134V133H39ZM56 134V133H55ZM76 134V135H75ZM123 134V133H122ZM127 134V133H126ZM143 134V133H142ZM2 135V136H3ZM121 135V134H120ZM134 135V134H133ZM136 135V134H135ZM150 135V134H149ZM152 135V134H151ZM1 136V135H0ZM20 136V135H19ZM173 136H176V133L173 135ZM6 137V138H5ZM33 137V136H32ZM61 137V136H60ZM69 137V136H68ZM133 137V136H132ZM3 138V139H2ZM5 138V139H4ZM64 138L65 137H63V140H64ZM154 138H155V135H154ZM166 138V137H165ZM36 139H38V138H36ZM59 139V138H58ZM71 139V140H70ZM73 139V140H72ZM130 139V138H129ZM144 139V138H143ZM156 139H158V138H155V140ZM13 140H15L14 142H12ZM28 140V139H27ZM32 140V139H31ZM63 140L61 139V140H59V141H62L63 142ZM75 140V141H74ZM132 140V139H131ZM164 140V139H163ZM7 141V142H6ZM56 141V140H55ZM89 142V143H91V144H97V148H93L91 151H87V153H83V151H81V150H79V148L80 149H83V150H85V146H82V142ZM142 141H144V140H142ZM149 141V140H148ZM8 142H10L11 143V146H10V144H9V147H11V148H9L10 150H13V151H9L8 152V150L9 149H7V147H8V145H7V143ZM18 142H20V141H18ZM23 142V141H22ZM39 142V141H38ZM53 142V141H52ZM84 142H83V145H84ZM93 142V143H92ZM153 142V141H152ZM162 142V141H161ZM166 142V141H165ZM17 143V142H16ZM26 143V142H25ZM37 143V142H36ZM46 143V142H45ZM50 143V142H49ZM48 143V144H49ZM32 144L33 143H31V146H32ZM48 144H46V145H48ZM17 145V144H16ZM27 145V144H26ZM30 145V144H29ZM34 145V144H33ZM55 145H57V144H55ZM92 145V146H93ZM144 145H145V142H144ZM143 145V146H144ZM5 146H7V147H5ZM23 146V145H22ZM50 146V145H49ZM86 146H88V145H86ZM123 146H125V145H123ZM122 146V147H123ZM5 147V148H4ZM17 147V146H16ZM21 147V146H20ZM19 147V148H20ZM28 147V146H27ZM53 147V146H52ZM82 147H84V148H82ZM121 147V148H122ZM55 148V147H54ZM29 149V148H28ZM58 149V148H57ZM95 149V150H94ZM117 149H118V151H117ZM143 149V148H142ZM2 150V151H1ZM17 150H18V148H17ZM56 150V149H55ZM59 150V149H58ZM57 150V151H58ZM122 150V151H121ZM5 152V153H2V152ZM27 151V150H26ZM31 151V150H30ZM52 151V150H51ZM60 151V150H59ZM119 151L120 152H122L123 153V151L125 152L124 153V155L122 154V155H120L119 154ZM8 152V153H7ZM84 152H86V151H84ZM17 153V152H16ZM28 153V152H27ZM31 153V152H30ZM46 154V153H45ZM9 155H12V156H14V158L15 159H12L13 157H10ZM21 156H22V154H20ZM51 155V154H50ZM184 155V157H186L185 159H184V161H182V162H179L180 160V157L181 156H183ZM57 156V155H56ZM56 156H55V158H56ZM24 157H25V155H24ZM27 157V156H26ZM33 157V156H32ZM52 157V156H51ZM37 158V157H36ZM182 158V157H181ZM12 159V160H11ZM31 159V158H30ZM34 159V158H33ZM20 160H22V159H20ZM25 160V159H24ZM62 160V159H61ZM28 161V160H27ZM52 161V160H51ZM17 162V161H16ZM19 162V161H18ZM21 162V161H20ZM23 162V161H22ZM32 162V161H31ZM48 162V161H47ZM59 162V161H58ZM61 162V161H60ZM200 162H202L203 163V167L202 168H199V169H196L194 172L193 171H190L189 170V165H191V164H193V163H200ZM25 163H26V161H25ZM54 163V162H53ZM236 160L235 161H233V165L234 166H236ZM10 164V163H9ZM23 164V163H22ZM28 164H30V163H28ZM109 164H111V165H116L115 166V169L114 170H112L109 174H103L102 173V171L104 170V169H102V171H101V167L102 166H105V165H109ZM205 164V165H204ZM211 164V165H210ZM212 164H214L215 166H218V169H215V168H213L212 167ZM14 165V164H13ZM51 165H52V163H51ZM88 165H90V166H92V165H95V167H96V169L95 170H93V168H92V170L93 171H89V167H87L86 168V166H88ZM199 165V164H198ZM1 166H2V164H1ZM26 166V165H25ZM41 166V165H40ZM205 166V167H204ZM234 166H231V168L230 169H232ZM28 167V166H27ZM30 167V166H29ZM42 167V166H41ZM49 167V166H48ZM93 167V166H92ZM112 167V166H111ZM6 168V169H5ZM3 170H2V172L0 171V174H2L3 173V176L1 177V175H0V177H1V179H0V182H2V183H0L1 185H5V187H6V191L8 190L9 191V189L8 188H11V193H10V191L8 192V194L10 193V195L12 196V198L11 197H9L8 195H7V197H9L7 200H6V193H4L5 194V196H2V197H4L5 199H3L1 196V198H0V201H1V199H3V201L4 200H6V201H4V203L6 204V205H8V204H10L9 202L11 201L12 202V200H13V202L12 203H15V205L13 206V207H6L5 206V204L4 203H2V202H0V216H1V218H0V221H1V226L3 227V223L5 222V221H7V220H5L6 219V217L8 216L10 219H8V221H7V224L8 223H13V222H15V221H17L16 219H17V215L19 214V215H21V217L23 216V218H21V220H20V216H19V219H18V221H19V223H20V221H22L23 222V220L22 219H24L25 221L26 220H28L29 222H31L32 220L34 221V219H35V221H36V218L35 217H38L39 216V214H40V216H41V214H43V212L41 213V209L42 208H44V207H46L48 204L47 203H45V202H50V204L53 206H56L55 207V209L57 210H55L53 207H49V206H47L46 208H44L43 210H44V212H46V215L48 214V213H52L53 214V210H55V215H54V217H52L51 216V218L50 217H48L47 219H45L44 218V215H43V219H44V221L46 220V222H45V225H44V223H43V225L42 224H40L38 221V218H37V224L39 225H41V226H44L45 228L47 227V229H49L50 227H55L56 225H58V226H56V227H59L60 228V226H61V228H64V227H62V211H65V206L63 205V201H61L62 200V197H61V199H60V196L62 195H59V198L58 197H56L55 196V200H54V195L57 193H60V191H56V190H58L57 188H56V186H55V192H53V190L52 191H50V192H53V193H55V194H53V193H51V194H53V196H49L48 198H50L49 200H48V198H47V196H45L44 195V197L45 198H43V196H42V198L39 200H36V201H40L41 203L43 202L44 203V205L46 204V206H43L42 204H41V206H39V208H41V209H39L38 207H36V209H39V210H33L32 208L33 207H31V206H34L35 207V203H37L38 204V202H35V200H34V198H33V200L34 201H32V199H31V197H29V198H27V196H31V193H28V190H25L24 191V194L25 193H27V194H25L24 196H25V198H26V200H25V202H24V200H22V199H25L24 198V196L23 197H21L22 195H23V193H22V195L21 194H19L20 193V190H21V188L19 187V184L20 185H22L19 181H21L22 179H24L23 177H25L26 176V174L23 172L22 174L24 175L22 178H19V177H21L22 176V174H21V172L20 173H18V172H16V171H13V169H12V171L13 172H16L17 173V175L14 173V175H13V172H11V170H9L10 172H8V171H5V170H8V169H10V168H8L7 166L5 167ZM33 168V167H32ZM35 168V167H34ZM91 168V167H90ZM113 168V167H112ZM111 168V169H112ZM17 169V168H16ZM51 169V168H50ZM53 169V168H52ZM86 169H88V171L86 170ZM1 170V169H0ZM15 170V169H14ZM27 170V169H26ZM37 170V169H36ZM3 171H5L7 174H5V172H3ZM18 171V170H17ZM21 171H23V169L21 170ZM54 171V170H53ZM227 171V170H226ZM230 171V170H229ZM35 172V171H34ZM106 172V171H105ZM113 172V173H112ZM53 173V172H52ZM10 174V175H9ZM21 174V176H18V175H20ZM41 175V174H40ZM56 175V174H55ZM16 176H18L17 178H16ZM34 176V175H33ZM51 177V176H50ZM58 177V176H57ZM29 177H27V179H28ZM44 178V177H43ZM46 178V177H45ZM78 178V179H77ZM40 179V178H39ZM28 180H32V179H28ZM46 180V179H45ZM44 180V181H45ZM51 181V180H50ZM19 182V183H18ZM22 182V181H21ZM29 181H27L26 180V183H24L23 185L25 186H23L25 189H29L30 188V192H37V189L35 188V191H34V189H32L34 186H35V184L33 185L32 184V188H31V185H30V187L28 186L31 182L32 183H34L33 181H31L30 183H28ZM41 182V181H40ZM58 182V181H57ZM6 183V184H5ZM18 183V184H17ZM46 183V182H45ZM48 183V182H47ZM15 184H16V186L18 185V188L20 189H17L16 188V186H15ZM39 184V183H38ZM50 184V183H49ZM0 185V186H1ZM37 185V184H36ZM41 185H43V183H41ZM52 185V184H51ZM126 185V186H125ZM130 185H133V184H130ZM129 185V186H130ZM39 186H40V184H39ZM61 186V185H60ZM4 187V188H5ZM22 187V189L24 190V188ZM29 187V188H28ZM35 187H37V186H35ZM53 188H54V186H52ZM136 187V186H135ZM3 187L1 186V189H2ZM41 188V187H40ZM47 188V187H46ZM88 188V189H87ZM90 188V189H89ZM139 188V187H138ZM52 189V188H51ZM4 190V189H3ZM4 190V191H5ZM23 190H21V191H23ZM32 190V191H31ZM39 190V189H38ZM50 190V189H49ZM68 190H69V188H68ZM136 190V188L134 189V191ZM180 190V189H179ZM1 191V190H0ZM17 191H19V193L17 192ZM84 191V192H83ZM132 191V190H131ZM137 191V190H136ZM135 191V192H136ZM140 191V192H141ZM176 191V190H175ZM188 191V190H187ZM186 191V192H187ZM49 192V193H50ZM90 193V195H87V197L85 198L82 194L80 195V193H79V197L80 198H83V200L85 201V199L87 200L88 198L89 199H91V197H93V196H95V195H92V194H96V193ZM134 192V193H135ZM1 193H3L2 191L0 192V195H1ZM44 193V192H43ZM75 193V192H74ZM88 193V192H87ZM137 193V192H136ZM138 193H139V191H138ZM198 193H200L199 191H198ZM3 194V195H4ZM29 194V195H28ZM66 194V193H65ZM64 194V195H65ZM97 194H98V192H97ZM96 194V196L95 197H97L98 198V195ZM141 194H143V193H141ZM196 194V193H195ZM27 195V196H26ZM74 195V194H73ZM92 195V196H91ZM101 195V197H102V195H104V194H100ZM144 195V194H143ZM142 195V196H143ZM150 195V194H149ZM153 195V194H152ZM190 195V194H189ZM34 197H35V195H33ZM83 196V197H82ZM89 196H91V197H89ZM136 196V195H135ZM138 196V195H137ZM200 196V195H199ZM198 196V197H199ZM65 197V196H64ZM95 197H93V198H95ZM100 196H99V199H96L95 198V202L93 201V203H96V205H97V208H96V205L94 206L93 204H92V201H88L87 200V202L89 203H91L90 204V206H94L93 208H96L97 209V211H103L104 213H103V215H105V213L107 212V213H109V211H108V207H103L102 205V202H104V203H106V201H103V199L105 198V197H103V198H101ZM197 197V198H198ZM12 200H11V199ZM36 198V197H35ZM56 198H58L59 200H56ZM85 198V199H84ZM92 198V200H94ZM143 198V197H142ZM145 198V197H144ZM150 198V197H149ZM193 198V197H192ZM31 199V200H30ZM43 199H44V201H43ZM102 200V202H101V200ZM111 199V200H110ZM147 199V198H146ZM153 199V198H152ZM201 199H202V197H201ZM205 199V200H206ZM27 200H29L28 201V203H31V201L33 202V204L31 205V204H29V205H27V206H30L31 207V211H34L33 212V215L32 216H28L27 214H28V212H30V211H27V214H26V210H27V208H25L26 207V205L25 204H28L27 203ZM42 200V201H41ZM47 200V201H46ZM53 200V201H52ZM80 200V199H79ZM132 200V199H131ZM199 200V199H198ZM197 200V203L199 202ZM262 200V199H261ZM260 200V201H261ZM54 201H56L55 203H54ZM77 201H78V199H77ZM135 201V200H134ZM173 201V200H172ZM171 201V202H172ZM202 201V200H201ZM217 201V200H216ZM35 202V203H34ZM48 202V203H49ZM54 203V204H52V203ZM70 202V201H69ZM75 201H73V203H74ZM79 202V201H78ZM100 202H101V204H100ZM131 202H133V201H131ZM140 202V201H139ZM174 202V201H173ZM191 202V206H192V208L195 206V202H196V200H191L190 201ZM203 202V201H202ZM211 202V201H210ZM215 202V201H214ZM12 203L10 204V205H12ZM25 203V204H24ZM76 203V202H75ZM82 203V201L81 202H79V204H81ZM212 203V202H211ZM67 204V203H66ZM71 204V203H70ZM99 204L102 206H100V208L98 207L99 206ZM119 204V203H118ZM139 204V203H138ZM173 204V203H172ZM200 204V203H199ZM210 204V203H209ZM63 205V206H62ZM77 205H78V203H77ZM82 205H83V203H82ZM140 205V204H139ZM76 206V205H75ZM84 206H85V208H84ZM86 206L87 205H83V208L81 207V209L78 211V214H79V212H81V215L82 214H85V215H88L87 213H91L92 211H95V210H92V209H90L89 211H88V209H89V207H88V209H86ZM89 206V205H88ZM115 206V207H114ZM134 206H136V205H134ZM29 207V208H30ZM63 207H65V208H63ZM197 207V206H196ZM235 207V206H234ZM234 207H233V211H234ZM238 206L236 205V208H237ZM241 208H242V206H240ZM23 208L24 209H26L25 211L23 210ZM59 210H58V209ZM63 208V209H62ZM78 208V207H77ZM110 208H112V207H110ZM118 208V207H117ZM133 208V207H132ZM136 208V207H135ZM200 208V207H199ZM235 208V209H236ZM20 209V210H19ZM21 209L23 210L22 212H21ZM53 209V210H52ZM86 209V210H85ZM124 209H122L123 211H124ZM194 209V208H193ZM217 210H219L218 209V207L216 208ZM239 209V208H238ZM71 210V209H70ZM120 210V209H119ZM195 210H196V212H197V209L195 208ZM210 210H212V209H210ZM36 211V212H35ZM39 212V214H35V213H38ZM87 211V212H86ZM122 211V212H123ZM128 211H129V209H128ZM199 211H200V209H199ZM214 211H215V207H214ZM213 211V212H214ZM233 211H232V213H233ZM236 211V210H235ZM21 212V213H20ZM24 212V213H23ZM111 212V211H110ZM117 212V211H116ZM125 212V211H124ZM201 213H202V211H200ZM203 212H204V210H203ZM220 212V211H219ZM222 212V211H221ZM237 212V211H236ZM239 212V211H238ZM30 213H32V212H30ZM98 213V212H97ZM96 213V214H97ZM106 213V214H107ZM113 213V212H112ZM208 213H211L209 210L208 211H206V214L208 215ZM4 214V215H3ZM5 214H7V215H5ZM25 214V215H24ZM69 214H70V212H69ZM78 214L76 215V217L78 218V219H75V220H80V221H78L79 223L82 221V225H84L83 226V228L81 227L80 229H82L81 231H83V233H85L86 232V228H85V225H88V222H87V224H86V221H85V218L84 219H82L80 216H78ZM102 214V213H101ZM101 214H100V216H101ZM110 214V213H109ZM120 214V213H119ZM127 214V213H126ZM125 214V215H126ZM204 214V213H203ZM216 214H218V212H216L215 213V215ZM222 213H219V215L218 216H220ZM235 214V212L232 214V215H234ZM240 214V213H239ZM243 214V213H242ZM3 215V216H2ZM15 215V217H14V219L15 220H12V218H13V216ZM51 215V214H50ZM114 215V214H113ZM155 215V214H154ZM200 215V214H199ZM205 215V214H204ZM204 215H203V217H204ZM209 215H211V214H209ZM213 215V214H212ZM215 215H214V217H215ZM231 215V216H232ZM236 215V214H235ZM247 215V214H246ZM245 215V216H246ZM5 216V217H4ZM25 216V217H24ZM28 216V219L26 218ZM35 216V217H34ZM63 216H65V215H63ZM93 216V215H92ZM106 216V215H105ZM116 216V215H115ZM156 216V215H155ZM198 216V215H197ZM202 215H200V217H201ZM244 216V217H245ZM3 217V218H2ZM32 217H34V218H32ZM60 217H61V219H60ZM71 217V216H70ZM72 217H73V215H72ZM96 217V216H95ZM94 217V218H95ZM98 217V216H97ZM127 217V219H128V216H126ZM217 217V216H216ZM40 218H42V217H40ZM65 218H67V216H65ZM82 220H81V219ZM103 218H105L104 216H103ZM108 218V217H107ZM120 218V217H119ZM133 218V217H132ZM209 218V217H208ZM242 218V217H241ZM250 218H252V216L250 217ZM259 218V217H258ZM60 219V220H59ZM64 219V218H63ZM98 219H99V217H98ZM102 219V218H101ZM121 219V218H120ZM198 219V218H197ZM204 219V218H203ZM239 219V218H238ZM257 219V218H256ZM255 219V220H256ZM260 219V218H259ZM31 220V221H30ZM73 220V219H72ZM71 220V221H72ZM87 220V219H86ZM103 220V219H102ZM111 220H112V218H111ZM129 220V219H128ZM201 220V219H200ZM211 220V219H210ZM248 220V219H247ZM2 221H4L3 223H2ZM12 221V222H11ZM25 221H24V224H27V223H29L28 221L25 223ZM35 221H34V223H35ZM40 221H42V220H40ZM58 221H59V223H61V224H58ZM65 221V220H64ZM83 221H84V224H83ZM101 221V220H100ZM133 221V220H132ZM246 221V220H245ZM257 221V220H256ZM21 222V224H23ZM56 222H57V224H56ZM92 222H94V221H92ZM114 222V221H113ZM117 222V221H116ZM123 222H124V220H123ZM128 222V221H127ZM201 222V221H200ZM251 222V221H250ZM15 223H17V222H15ZM12 224L13 225V227H15L16 226V228H18L17 227V224ZM18 223V224H19ZM47 223V224H46ZM55 223V224H54ZM109 223V222H108ZM122 223V222H121ZM125 223V222H124ZM213 222L211 221V223L208 221V223L206 222V226L208 225H210V224H212ZM252 223H253V221H252ZM5 225V223H4V227L6 226H8V225ZM10 224V226H9V228L12 226ZM32 224V223H31ZM30 224V225H31ZM53 224V225H52ZM70 224V223H69ZM68 224V225H69ZM74 224V223H73ZM72 224V225H73ZM113 224V223H112ZM126 224V223H125ZM128 224V223H127ZM127 224H126V226H127ZM134 224V223H133ZM202 224V223H201ZM254 225H255V223H253ZM263 224V223H262ZM20 225V224H19ZM29 225V224H28ZM28 225H24V226H28ZM38 225H37V228L39 229V227H38ZM39 225V226H40ZM55 225V226H54ZM64 225V224H63ZM75 225H78L77 223L75 224ZM81 225V223L78 225V226H82ZM118 225H120V228H121V225L122 224H120V223H118ZM135 225V224H134ZM141 225V224H140ZM203 225H204V223H203ZM0 226V227H1ZM21 226H22V228L24 229H26V228H30V227H23V225H20V228H21ZM36 225H33L32 227H34V229L36 228L35 227ZM104 226V225H103ZM114 226V225H113ZM123 226V225H122ZM136 226V225H135ZM139 226V225H138ZM261 226V225H260ZM2 227L0 228V229H2ZM3 227V228H4ZM5 227V228H6ZM13 227H11L12 229H13ZM43 227V228H44ZM55 227V228H56ZM9 228H6V229H3L2 230V232L1 233H3L5 230L6 231H9L10 229ZM16 228H14L13 230H16V232H15V238L20 234V231L19 232H17V230H22V229H20V228H18V229H16ZM42 228V227H41ZM43 228H42V230H43ZM79 228V227H78ZM85 228V229H84ZM91 228V227H90ZM136 228H137V226H136ZM28 229H26V231L24 232V230H22L21 232V235L20 236H22L24 233H27V231H28ZM31 229H33V228H31ZM52 229V228H51ZM50 229V230H51ZM118 229V228H117ZM143 229V228H142ZM141 229V230H142ZM146 229V228H145ZM65 230V229H64ZM64 230H62V231H64ZM85 230V231H84ZM109 230V229H108ZM131 230V229H130ZM144 230V229H143ZM6 231L3 233V235H6L7 233H6ZM39 231V230H38ZM77 231V230H76ZM90 231V230H89ZM120 231V230H119ZM132 231V230H131ZM24 232V233H23ZM35 232V231H34ZM61 232V231H60ZM71 232H72V230H71ZM91 232V231H90ZM106 232V231H105ZM147 232V231H146ZM0 233V235H1V237L3 236L2 234ZM6 233V234H5ZM19 233V234H18ZM37 233V232H36ZM102 233V232H101ZM127 233V232H126ZM150 233V232H149ZM10 234H11V232H10ZM17 234V235H16ZM39 234V233H38ZM69 234V233H68ZM75 234V233H74ZM87 234V233H86ZM144 234V233H143ZM9 235V234H8ZM36 235V234H35ZM34 235V236H35ZM49 235H50V233H49ZM92 235V234H91ZM100 235V237L102 236L101 234H99ZM128 235H131V233L129 234L128 233ZM27 236V235H26ZM37 236L38 235H36L35 237L37 238ZM43 236H45V235H43ZM42 236V237H43ZM58 236H60V238H58V239H60V246H61V248H59V246H58V250H56V251H58V254H56L55 253V249L57 248H55L54 246V248L51 246V243H49L48 242V240L45 242V245H44V247H46V248H44L45 249V253H44V255H43V258H47L48 259V263L47 264H52V260H51V255L53 254V253H55V257H57V258H55L56 259V261L57 260H59L60 258L62 259V254H64L63 252H62V238H61V235H59L58 234ZM57 236V237H58ZM76 236V235H75ZM90 236V235H89ZM132 236H134V233H133V235ZM148 236V235H147ZM0 237V239H5L6 240V238H7V236H4V237H6V238H1ZM29 237V236H28ZM41 237V236H40ZM48 237V236H47ZM56 237V238H57ZM74 236H72V238H73ZM87 237V236H86ZM106 237V236H105ZM130 237V236H129ZM12 238H13V235H12ZM14 238V239H15ZM23 238V237H22ZM25 238V237H24ZM53 238V237H52ZM83 238H84V236H83ZM126 238V237H125ZM124 238V240H126ZM136 238V237H135ZM134 238V239H135ZM137 238H138V236H137ZM142 238V237H141ZM13 239V240H14ZM18 239H20V238H18ZM18 239H17V241H18ZM45 239V238H44ZM49 239V238H48ZM51 239V238H50ZM67 239V238H66ZM70 239V238H69ZM79 239H80V237H79ZM100 239V238H99ZM104 239H107V237L106 238H104ZM128 239L129 238H127V241H128ZM9 240H11V238L9 237V238H7V240H6V242H3V244L4 243H7V241H9ZM16 240V239H15ZM54 240H55V237H54ZM74 240V239H73ZM82 240V239H81ZM84 240V239H83ZM86 240V239H85ZM90 240V239H89ZM121 240V239H120ZM123 240V241H124ZM130 240H132V239H130ZM21 241V240H20ZM30 241H32V240H30ZM29 241V242H30ZM41 242H42V240H40ZM53 241V240H52ZM68 241V240H67ZM76 241V240H75ZM100 241V240H99ZM113 241V240H112ZM118 241H119V239H118ZM117 241V242H118ZM11 242V241H10ZM9 242V243H10ZM35 242V241H34ZM53 242H55V241H53ZM83 242V241H82ZM81 242V243H82ZM93 242V241H92ZM110 242V241H109ZM140 242H142L141 240H140ZM1 244H2V241L0 242ZM17 243V242H16ZM15 243V244H16ZM30 243H32V242H30ZM37 243V242H36ZM69 243V242H68ZM79 243H80V241H79ZM98 243V242H97ZM116 243V242H115ZM114 243V244H115ZM131 243V242H130ZM0 244V245H1ZM12 244V243H11ZM55 244V243H54ZM58 245H59V243H57ZM56 244V245H57ZM66 244V243H65ZM71 244H74V243H71ZM90 244H91V242H90ZM104 244V243H103ZM117 244V243H116ZM134 244L135 243H133V246H134ZM141 244V243H140ZM20 245V244H19ZM22 245V244H21ZM27 245V244H26ZM66 245H68V244H66ZM84 245H85V243H84ZM111 245V244H110ZM123 245H125V243L123 244ZM15 246V245H14ZM25 246V245H24ZM32 246V245H31ZM30 246V247H31ZM39 246V245H38ZM82 246H83V244H82ZM90 246V245H89ZM94 246V245H93ZM96 246V245H95ZM103 246V245H102ZM113 246V245H112ZM136 246V245H135ZM134 246V247H135ZM1 247V246H0ZM26 247H28V246H26ZM29 247V248H30ZM41 247V246H40ZM49 247V248H48ZM66 247V246H65ZM72 247V246H71ZM75 247V246H74ZM78 247H80V246H78ZM84 247V246H83ZM87 247V246H86ZM132 247V246H131ZM133 247V248H134ZM137 247H138V245H137ZM10 248V247H9ZM21 248V247H20ZM28 248V249H29ZM38 248V247H37ZM69 248V247H68ZM98 248V247H97ZM108 248V247H107ZM136 248V247H135ZM139 248V247H138ZM5 249V248H4ZM15 249V248H14ZM47 249H49V251H47ZM70 249H72V248H70ZM75 249V248H74ZM82 249H84V248H82ZM91 249H93V248H91ZM90 249V250H91ZM122 249V248H121ZM0 250L1 251H3L4 252V250L2 249V247L0 248ZM17 250H18V248H17ZM81 250V249H80ZM85 250V249H84ZM128 250V249H127ZM139 250V249H138ZM142 250V249H141ZM25 251H26V249H25ZM69 251H71V250H69ZM94 251V250H93ZM124 251V250H123ZM135 251H137V250H135ZM18 252V251H17ZM23 252V251H22ZM30 252V251H29ZM34 252V251H33ZM41 252V251H40ZM76 252V251H75ZM87 252V251H86ZM104 252V251H103ZM108 252H110V251H108ZM115 252V251H114ZM131 252H132V250H131ZM130 252V253H131ZM140 252V251H139ZM1 253V252H0ZM5 253H7V252H5ZM13 253V252H12ZM15 253V252H14ZM20 253V252H19ZM28 253V252H27ZM27 253H25V254H27ZM43 253V252H42ZM73 253V252H72ZM84 253V252H83ZM106 253H107V250H106ZM82 254V253H81ZM132 254H134V256H135V253L133 252ZM1 255V254H0ZM4 255V254H3ZM21 255V254H20ZM24 255V254H23ZM29 255V254H28ZM78 255H79V253H78ZM12 256V255H11ZM30 256V255H29ZM33 256V255H32ZM64 256V255H63ZM74 256V255H73ZM76 256V255H75ZM84 256V255H83ZM108 256V255H107ZM2 256H0V261H2L1 258ZM7 257V256H6ZM4 258L5 259V261H3V264H10L12 261H10V260H12L11 259V257H10V259L8 258L9 257V255H8V257L7 258ZM35 257V256H34ZM37 257H39V255L37 256ZM50 257V258H49ZM60 257V258H59ZM66 257V256H65ZM82 257V256H81ZM91 257V256H90ZM140 257V256H139ZM138 257V258H139ZM144 257V256H143ZM16 258H18V256H16ZM28 258V257H27ZM42 257L41 258H39V259H43ZM54 258V257H53ZM71 258V256L69 257V259ZM75 258V257H74ZM136 258V257H135ZM3 259V260H4ZM6 259H8V260H6ZM14 259V258H13ZM32 259V258H31ZM65 259V258H64ZM83 259V258H82ZM85 259V258H84ZM94 259V258H93ZM132 259H133V257H132ZM147 259H148V257H147ZM162 259V258H161ZM19 260V259H18ZM73 260V259H72ZM81 260V259H80ZM79 260V261H80ZM138 260V259H137ZM45 261V260H44ZM143 261V260H142ZM147 261V260H146ZM14 262V261H13ZM22 262V261H21ZM21 262H19V263H21ZM26 261H24V263H25ZM35 262V261H34ZM40 262V261H39ZM67 262V261H66ZM82 262V261H81ZM141 262V261H140ZM163 262V261H162ZM2 263V262H1ZM0 263V264H1ZM33 263V262H32ZM43 263V262H42ZM69 263V262H68ZM76 263V262H75ZM93 263V262H92ZM145 263V262H144ZM13 264V263H12ZM56 264V263H55ZM59 264V263H58ZM141 264V263H140Z\"/></svg>",
	"mask_w": 264,
	"mask_h": 264
}]
</instances>
